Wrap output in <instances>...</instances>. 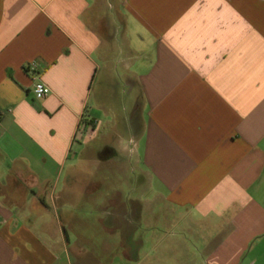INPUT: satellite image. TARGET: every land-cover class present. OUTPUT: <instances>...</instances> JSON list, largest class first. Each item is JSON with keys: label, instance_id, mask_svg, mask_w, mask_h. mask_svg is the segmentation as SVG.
Instances as JSON below:
<instances>
[{"label": "crops", "instance_id": "0c3cea01", "mask_svg": "<svg viewBox=\"0 0 264 264\" xmlns=\"http://www.w3.org/2000/svg\"><path fill=\"white\" fill-rule=\"evenodd\" d=\"M0 264H264V0H0Z\"/></svg>", "mask_w": 264, "mask_h": 264}, {"label": "built area", "instance_id": "2783aa9c", "mask_svg": "<svg viewBox=\"0 0 264 264\" xmlns=\"http://www.w3.org/2000/svg\"><path fill=\"white\" fill-rule=\"evenodd\" d=\"M31 69H34V66ZM33 92L37 99H44L51 94L50 88L41 81H36Z\"/></svg>", "mask_w": 264, "mask_h": 264}]
</instances>
